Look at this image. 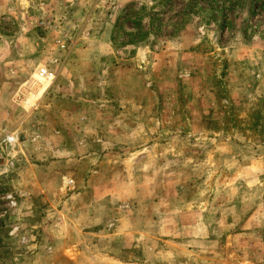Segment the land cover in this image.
Segmentation results:
<instances>
[{
    "label": "rangeland",
    "instance_id": "1",
    "mask_svg": "<svg viewBox=\"0 0 264 264\" xmlns=\"http://www.w3.org/2000/svg\"><path fill=\"white\" fill-rule=\"evenodd\" d=\"M0 264H264V0H0Z\"/></svg>",
    "mask_w": 264,
    "mask_h": 264
}]
</instances>
